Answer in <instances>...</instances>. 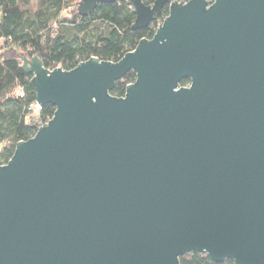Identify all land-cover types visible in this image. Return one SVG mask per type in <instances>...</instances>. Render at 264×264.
Returning <instances> with one entry per match:
<instances>
[{
  "label": "water",
  "instance_id": "1",
  "mask_svg": "<svg viewBox=\"0 0 264 264\" xmlns=\"http://www.w3.org/2000/svg\"><path fill=\"white\" fill-rule=\"evenodd\" d=\"M128 1L168 14L118 62L22 58L54 113L0 165V264H264V0Z\"/></svg>",
  "mask_w": 264,
  "mask_h": 264
},
{
  "label": "trees",
  "instance_id": "2",
  "mask_svg": "<svg viewBox=\"0 0 264 264\" xmlns=\"http://www.w3.org/2000/svg\"><path fill=\"white\" fill-rule=\"evenodd\" d=\"M81 1L0 0V165H5L15 146L31 139L54 113L51 105L42 107L38 115L31 112L35 90L32 75L21 69L22 58L36 56L47 70H71L90 58L115 63L133 51L141 39H151L168 14L165 7L147 28L134 31L135 13L128 0L97 5L85 17L77 11ZM156 1L143 3L149 6ZM134 81L135 73L128 72L110 95L123 97L127 85ZM188 84L186 79L180 82L183 87ZM180 264L233 263H214L207 256L190 254L180 258Z\"/></svg>",
  "mask_w": 264,
  "mask_h": 264
},
{
  "label": "built area",
  "instance_id": "3",
  "mask_svg": "<svg viewBox=\"0 0 264 264\" xmlns=\"http://www.w3.org/2000/svg\"><path fill=\"white\" fill-rule=\"evenodd\" d=\"M20 97H22V95L20 94ZM40 110H41V107H39L37 104H36V102L34 103V105H31V112H33L35 115H38V113L40 112ZM42 125H44V124H42ZM41 125V126H42ZM40 126V127H41Z\"/></svg>",
  "mask_w": 264,
  "mask_h": 264
}]
</instances>
